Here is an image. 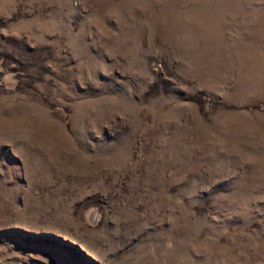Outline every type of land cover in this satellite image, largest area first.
Segmentation results:
<instances>
[{
	"label": "rangeland",
	"instance_id": "rangeland-1",
	"mask_svg": "<svg viewBox=\"0 0 264 264\" xmlns=\"http://www.w3.org/2000/svg\"><path fill=\"white\" fill-rule=\"evenodd\" d=\"M0 264H264V0H0Z\"/></svg>",
	"mask_w": 264,
	"mask_h": 264
}]
</instances>
